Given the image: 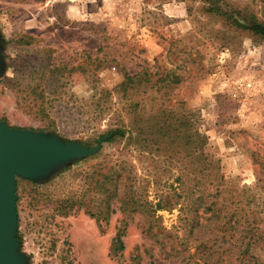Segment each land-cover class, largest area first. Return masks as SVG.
Wrapping results in <instances>:
<instances>
[{
  "label": "rangeland",
  "instance_id": "1",
  "mask_svg": "<svg viewBox=\"0 0 264 264\" xmlns=\"http://www.w3.org/2000/svg\"><path fill=\"white\" fill-rule=\"evenodd\" d=\"M215 9L264 23V0H0V123L100 142L17 177L23 264H264V39Z\"/></svg>",
  "mask_w": 264,
  "mask_h": 264
},
{
  "label": "water",
  "instance_id": "2",
  "mask_svg": "<svg viewBox=\"0 0 264 264\" xmlns=\"http://www.w3.org/2000/svg\"><path fill=\"white\" fill-rule=\"evenodd\" d=\"M99 148L100 142L89 149L0 123V264H23L15 241L17 177L39 178L59 164L90 156Z\"/></svg>",
  "mask_w": 264,
  "mask_h": 264
},
{
  "label": "trees",
  "instance_id": "3",
  "mask_svg": "<svg viewBox=\"0 0 264 264\" xmlns=\"http://www.w3.org/2000/svg\"><path fill=\"white\" fill-rule=\"evenodd\" d=\"M216 13H219L220 15H223V16H227L229 18L232 19V23L238 27H241V28H244V29H248L252 32H254L255 34L257 35H260L263 39H264V23L263 22H259L258 20H256V18H252L251 19H247L245 18V16H240V18H242V21H244L245 25L244 24H241L238 20L232 18V16L228 15L226 12H223L222 10L220 9H215L214 10ZM125 83L128 82V83H131V77L126 75L125 76ZM111 135L114 137V136H123V132H120L119 131H116L114 133H111ZM113 242L116 243L118 245V248L121 250L123 249V244H122V241H121V235L119 234H116L115 238L113 239Z\"/></svg>",
  "mask_w": 264,
  "mask_h": 264
}]
</instances>
